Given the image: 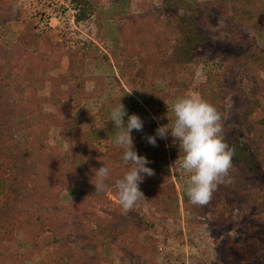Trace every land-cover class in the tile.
Listing matches in <instances>:
<instances>
[{
  "label": "rangeland",
  "instance_id": "1",
  "mask_svg": "<svg viewBox=\"0 0 264 264\" xmlns=\"http://www.w3.org/2000/svg\"><path fill=\"white\" fill-rule=\"evenodd\" d=\"M71 1L65 7L59 0H0V45L13 55L17 75L7 82L24 89L23 103L32 109L34 124L43 125L49 116L61 123L42 130L56 162L46 191L58 207L49 212L53 222L42 231L36 222L16 227L11 235L1 231L0 264H54L59 245L88 264H264V163L255 154L256 138L248 134V126L263 115L264 98L252 97L254 84L242 71L249 55L264 48V35L236 27L220 0H87L92 14L82 21L71 13L79 9ZM72 15L74 25L69 24ZM159 36L166 42L153 60L138 47L142 41L160 47ZM4 58L0 52V68ZM216 80L226 95L224 140L231 149L240 141L237 148L247 152L243 167L255 173L252 179L243 176L247 191L232 193L224 208L223 203L190 202L183 152L170 134L156 137L155 147L147 142L158 127L174 120L172 102L199 95L200 85L214 87ZM79 81L85 98L68 101L64 92ZM119 102L126 109L125 122L132 114L144 122L142 131L131 132L133 143L163 147L159 161L168 172L161 181L144 177L139 188L145 200L127 214L114 181L95 192L87 186V171L79 172L81 166L71 171L54 154L75 155V136L102 153L115 146L109 114ZM67 109V115L60 114ZM60 167L69 168L78 183ZM57 221L70 227L64 223L65 229L56 232ZM106 224L107 229L101 227Z\"/></svg>",
  "mask_w": 264,
  "mask_h": 264
},
{
  "label": "trees",
  "instance_id": "2",
  "mask_svg": "<svg viewBox=\"0 0 264 264\" xmlns=\"http://www.w3.org/2000/svg\"><path fill=\"white\" fill-rule=\"evenodd\" d=\"M220 1L228 7L229 11L226 12V15L236 27L243 26L259 35H264V0ZM73 2L79 7L76 20H85L92 14L91 6L87 0H73ZM141 36L143 37V35ZM157 42L160 46L158 48L153 47L154 45L150 42L146 44L144 41L140 42L138 48L144 49L146 56L158 60L162 54L161 46L165 44L166 40L159 36ZM0 52L6 61V65L0 68V232L3 231L11 235L16 227L20 225L30 226L35 222L39 223L40 231H42L47 224L53 222L49 212L52 209L58 210L57 206L54 205L53 207L55 201L51 200V195L46 196L47 186L54 176L49 171L56 165V162L48 155L43 139L44 131L42 130L44 126L47 128L49 125L58 127L61 123L55 116H49L46 120L43 119V125L33 123L30 119L33 111L23 103L24 89L20 84L7 82L13 76H17L14 73L16 67L11 63L13 55L2 45H0ZM248 59L242 66V71L249 73L254 84L250 90L252 97L264 98V77L259 76V72L264 74V48L256 49L249 55ZM209 80L211 82L212 78ZM213 84L214 87L200 85L198 94L218 110L222 121L226 95L222 91L220 80L214 81ZM64 96L68 101L85 98L84 82L79 81L76 86L67 88ZM260 109L263 115L248 126V134L252 133L256 138V142L252 143L255 146L259 144L255 154L264 163V106H261ZM65 113L68 114V109L60 111V114ZM74 143L75 155L70 156L60 151L54 154L57 159H62L65 165H70L71 171L81 169L80 166L82 169L79 172L87 171L90 179L87 186L93 189H95L93 186L95 184L94 171L102 165L110 169L109 179L105 181L106 187L112 186L111 182H115L116 178L129 170L128 166L121 160L123 150L116 146H110L102 153L92 144L82 142L77 136L74 137ZM133 145V150L139 156H144L150 161L147 167L153 169L155 173L151 177L161 181L168 176L166 163L159 161L162 158L160 151L162 154L164 153L163 147L152 148L139 142H134ZM238 145H241L240 141H237L235 148L232 149L234 156L232 157L234 159L232 165L240 167H236L231 176L226 177L223 183L218 184L219 186L213 192L209 203L215 202L218 205L223 203L224 208V203L227 202L232 193L238 190L247 191V184H245L243 176L252 179L255 173H248L245 170L246 167H243L242 156L247 158V152L237 148ZM51 150L53 151V149ZM59 169L60 171L63 170L61 167ZM62 174L72 180L74 184L78 183L79 179L72 176L69 168L64 169ZM231 208L235 209L234 204L231 205ZM69 210L71 209H63V211ZM76 217L78 218V216ZM64 223L65 226L70 227V224L66 222L57 221V226L54 227L56 232L65 229ZM101 227L107 229V224ZM114 234L117 233L113 232L112 235ZM116 238L117 235L113 237V239ZM58 255L54 264H88L75 250L64 245H59Z\"/></svg>",
  "mask_w": 264,
  "mask_h": 264
},
{
  "label": "clouds",
  "instance_id": "3",
  "mask_svg": "<svg viewBox=\"0 0 264 264\" xmlns=\"http://www.w3.org/2000/svg\"><path fill=\"white\" fill-rule=\"evenodd\" d=\"M129 95L131 92L128 93ZM174 120L171 124L156 129L155 136H148L147 142L156 146V137L166 139L170 134L178 141L183 157L181 168L188 173L186 195L194 205L209 202L218 184L223 183L232 167L233 150L223 137V125L218 110L197 94L191 93L176 99L171 104ZM126 109L119 102L109 114L114 124V140L116 147L123 150L121 160L131 168L121 179L115 181L118 203L124 214H127L139 200H145L139 184L145 176H153L154 170L146 167L149 164L144 156L134 151L131 132L143 130L141 118L132 114L125 122ZM95 192L106 188L110 169L101 166L95 170Z\"/></svg>",
  "mask_w": 264,
  "mask_h": 264
},
{
  "label": "built area",
  "instance_id": "4",
  "mask_svg": "<svg viewBox=\"0 0 264 264\" xmlns=\"http://www.w3.org/2000/svg\"><path fill=\"white\" fill-rule=\"evenodd\" d=\"M61 3H64L65 4V7H68L67 4L69 5L70 2H72L71 0H59ZM79 12V9L78 8H74V10L71 12V13H75L76 15L78 14ZM72 24L74 25L75 24V19H74V16L72 15L71 18L69 19V24Z\"/></svg>",
  "mask_w": 264,
  "mask_h": 264
}]
</instances>
